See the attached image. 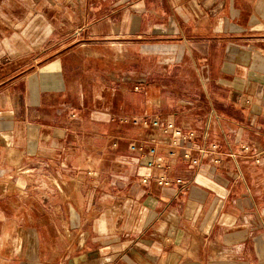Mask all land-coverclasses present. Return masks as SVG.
Returning a JSON list of instances; mask_svg holds the SVG:
<instances>
[{"label": "crops", "instance_id": "0c3cea01", "mask_svg": "<svg viewBox=\"0 0 264 264\" xmlns=\"http://www.w3.org/2000/svg\"><path fill=\"white\" fill-rule=\"evenodd\" d=\"M53 1L0 84V264H264V0ZM156 118L209 155L167 157L131 123ZM154 139L179 188L130 151ZM12 162L54 167L65 216L36 211L35 170L12 187Z\"/></svg>", "mask_w": 264, "mask_h": 264}, {"label": "rangeland", "instance_id": "374dc122", "mask_svg": "<svg viewBox=\"0 0 264 264\" xmlns=\"http://www.w3.org/2000/svg\"><path fill=\"white\" fill-rule=\"evenodd\" d=\"M55 1L53 0H0V84L6 85L8 78L11 75H7L10 70L8 66L10 65V60L12 59V54L15 50L16 54L26 53L28 51L25 46H23V39L22 34L25 33L30 36L32 46H35V49L32 48L33 53H39L37 39H38V32L33 31L30 29V26L33 27L34 24H37L39 19L40 9L51 11L54 10ZM30 21V22H28ZM31 30V31H30ZM62 34V33H61ZM24 35V36H25ZM66 35L63 33L61 38H64ZM53 38V35L51 36ZM50 37L48 36V40ZM73 40V39H72ZM75 40V38H74ZM26 42V39H25ZM16 46V48L14 47ZM22 64L18 63L17 67H20ZM16 67V68H17ZM133 125V124H132ZM134 126V125H133ZM258 149L255 148V156L253 163L259 165L262 160L260 155H262L261 151H257ZM14 164V178L12 187L16 190L22 191L24 186L22 174L25 170L33 169L35 170V176L31 178V182H27V184L31 183L32 187L34 188V197L36 198L37 202L40 204L41 208H37L36 211L48 216L55 217H62L65 216L66 210L63 208H59L60 202L66 201V197H70L68 192L65 194L62 192L64 189V185L62 184L61 180L66 182L64 178L60 180L54 174V167H44L42 164L38 162L32 163H23L22 162H12L11 165ZM44 168V169H42ZM3 171V168L0 167V173ZM91 173V172H89ZM88 177H92V179H98V176L95 174L89 175ZM17 174H19L17 176ZM58 190V191H56ZM60 190V191H59ZM63 193V195H62ZM86 195L84 194V199ZM13 198H16V206H20L24 203L23 196L17 193L14 194ZM62 200V201H61ZM12 211V209H9ZM21 210V209H18ZM16 210V212L18 211ZM45 212V213H44ZM70 216V215H69ZM243 220V219H242ZM23 228V226H19ZM19 230V229H18ZM23 230V229H22ZM21 233H23V231ZM1 234V233H0ZM24 241L23 238L20 237V244L22 246ZM262 253V252H261ZM23 252L21 250L20 255ZM262 259L263 256H260ZM0 259H3L0 256ZM17 260V258H16ZM238 264H246L245 261L237 260ZM259 258H256V263H258ZM16 263V262H15ZM223 264H236L235 260H228L227 262L224 261Z\"/></svg>", "mask_w": 264, "mask_h": 264}, {"label": "built area", "instance_id": "2783aa9c", "mask_svg": "<svg viewBox=\"0 0 264 264\" xmlns=\"http://www.w3.org/2000/svg\"><path fill=\"white\" fill-rule=\"evenodd\" d=\"M134 126H141L144 129L153 128L158 134L165 138L167 142V157L176 158L179 151L183 150V159L188 162L192 166H198L200 164L201 157L204 158L208 156L209 150L202 148L197 149L200 157L193 156L194 148L189 146V143L192 142L195 138L193 133H185L182 129L175 126V124L171 121L162 120L160 118H156L153 120L144 119L141 121L135 120L131 121ZM146 141L140 142L135 141L130 144V151L134 154H137L140 158H143V165L145 170L152 171L158 170L162 172V174L155 178V183L158 187L171 189V188H179L184 184L183 180L178 179L175 182L171 180L167 174L166 170L168 168V161L166 156L159 154L158 152V143L155 141ZM189 142V143H188ZM216 146L211 147V151L216 150ZM204 156V157H203ZM214 164L220 163V159L217 157L213 160ZM89 175H92L89 173ZM150 178L144 177L142 182L143 184H148Z\"/></svg>", "mask_w": 264, "mask_h": 264}]
</instances>
